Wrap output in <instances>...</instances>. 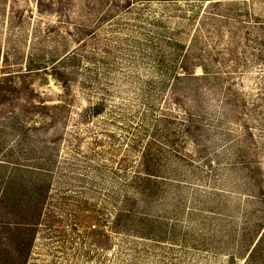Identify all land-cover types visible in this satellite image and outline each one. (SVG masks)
Instances as JSON below:
<instances>
[{
  "label": "rangeland",
  "instance_id": "obj_1",
  "mask_svg": "<svg viewBox=\"0 0 264 264\" xmlns=\"http://www.w3.org/2000/svg\"><path fill=\"white\" fill-rule=\"evenodd\" d=\"M98 2L0 0V264L18 256L12 221L23 218L10 208L38 187L44 207L30 213L39 225L27 264H264V124L250 122L252 141L221 111L240 89L261 112L264 65L240 47L225 57L235 74L247 49L235 87L219 78L201 83V98L175 102L152 62L158 52L171 59L168 37L191 43L194 29L186 35L175 13L185 0L111 10L105 22ZM74 53L91 59L64 60ZM54 67L69 75L68 92ZM97 104L102 114L87 121ZM189 108L203 125L193 132L199 150L179 134ZM146 147L151 176L139 159Z\"/></svg>",
  "mask_w": 264,
  "mask_h": 264
},
{
  "label": "trees",
  "instance_id": "obj_2",
  "mask_svg": "<svg viewBox=\"0 0 264 264\" xmlns=\"http://www.w3.org/2000/svg\"><path fill=\"white\" fill-rule=\"evenodd\" d=\"M147 1L152 0H99L98 3L101 4L100 7L102 11L101 21L105 22L113 17L111 10H116V12L117 10H131L133 6L141 5ZM156 1L164 5L175 4L176 7L178 5L176 0ZM185 2L188 10L183 11L177 8L175 13L178 12L177 14L182 15L180 19L185 29L181 30H185L186 35L194 29L191 43L188 45L176 41L173 37H168L167 47H169L172 52L171 59L166 60L164 52H158V55H155L152 62L154 64L153 67L160 72L161 76L165 77L166 81H164V83L167 84L164 85L165 88L171 87L175 102L178 101L181 104L183 103V105L188 104L192 100V95L198 98L204 95V91L200 88V85H202L201 83H205L206 86L211 88L213 81H218L219 78H227L223 83L235 87L233 83L230 82L231 76L237 75L240 65L242 67L248 65L246 50H249V48L252 49L249 50V55L253 56L254 59H258V61L264 65V0H185ZM255 6H259L260 9H256ZM155 21H157L156 18ZM171 30L172 29H169V33L167 34L175 35ZM93 32H90V34L94 35ZM80 39H82V36L79 37V40ZM199 46L207 48V51L202 52L198 50ZM243 46L247 48L244 51V58L246 59L239 57L237 65L234 68L235 74L230 73L227 75L225 69H227L226 65L228 64V60H226L225 57L227 55L236 56L239 48ZM209 48L210 50H208ZM78 58L89 60L91 56L89 54L87 55V53L86 55L74 53L73 56H68V58L64 60H66V62L71 59L78 61ZM221 60H224V63H222ZM215 68L218 74L214 73L213 69ZM198 70H201V74L197 72ZM53 71V77L56 81L61 83V86L68 92L71 88L69 75L61 71L59 67H54ZM214 75H217L218 78L213 79ZM151 81H153V79ZM254 90L256 89L251 88V92H254ZM257 91L259 92L258 96L262 102L260 113L257 111L252 114L248 110L249 103L246 100V95L244 91L240 89L235 90L233 94V101L236 103L231 104L229 103V99H226V103H223L224 108L221 110L226 111L230 109V113L239 119V121L241 120L239 125L243 130L244 137L252 141L255 140V134L250 131L252 130V128H249L250 122H257L256 120L261 118L264 124V77L263 81L259 83ZM251 101L253 100L251 99ZM200 106L195 105V107L191 106L190 108H195L194 110H203V104ZM253 107L257 108L254 105ZM190 108L189 110L185 109V119L182 121V125H184L179 134H185L184 136L188 138V141L196 146V150H199L200 142L197 138H201V136L198 135L196 138L193 132L199 131V129L201 130L203 125L197 121L199 117H196ZM61 109H63L62 106H42V110L44 111L43 114H47L45 112L48 110L60 111ZM102 112L103 104H97L91 107L85 119L90 121L93 117L101 115ZM54 116L57 118V114ZM224 117L229 118L226 115ZM55 118L52 117L53 121H55ZM174 119L172 115L165 117L166 122H172ZM171 131H173V129H171ZM170 144V149L178 154V151L174 149V145L176 144L175 141L170 142ZM154 157L155 152L152 147H146L140 153L139 159L142 160L141 166L149 175L153 173L152 168H155L154 165L151 167ZM146 179L150 181V177H146ZM42 189L44 188L38 187L35 190L31 189L30 195L27 197L28 199L26 201L25 199H20L16 204H12L10 208L11 212L19 214L21 216L20 218H23V220L18 221L20 219H14L12 221L13 229L11 230L16 233V241L14 242L15 249H13V252L17 253L18 256L17 258H7L5 264H27V257L35 237V228L39 225V220L34 221V219H32L34 217L30 216V213H33L34 210L42 212L44 201L36 199L37 195L40 196V191ZM7 190H10L9 186ZM47 190H45V192H47ZM32 202H35L34 206L31 205ZM25 207L26 210H23ZM20 213H22L23 216ZM29 231L31 232L30 238L26 243L24 241L25 239H20V237ZM12 242L13 241H11V243Z\"/></svg>",
  "mask_w": 264,
  "mask_h": 264
}]
</instances>
